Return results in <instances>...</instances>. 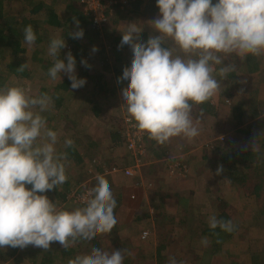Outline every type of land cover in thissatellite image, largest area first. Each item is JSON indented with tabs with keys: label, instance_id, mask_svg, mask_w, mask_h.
Here are the masks:
<instances>
[{
	"label": "clouds",
	"instance_id": "clouds-1",
	"mask_svg": "<svg viewBox=\"0 0 264 264\" xmlns=\"http://www.w3.org/2000/svg\"><path fill=\"white\" fill-rule=\"evenodd\" d=\"M155 3L159 16L150 23L158 35L137 41L134 38L142 28L136 23L127 24L121 33V47L129 49L130 63L119 78L124 86L120 107L136 128L164 144L172 137L199 135L192 107L219 89L220 82L212 75L215 66L223 65L221 73L232 67L224 64V57L264 55V0ZM23 32L25 43L34 44L33 26H25ZM70 35L82 38L83 30ZM166 40L172 46H166ZM65 46L63 36L50 39L47 53L52 64L47 74L52 80H61L63 73L72 89L83 87L86 79L76 76L71 51L66 53V62L59 58ZM92 50L97 49L93 46ZM52 104L46 93L34 96L19 84L0 86V248L31 244L47 250L51 242H59L67 249L78 240L92 241L99 234L110 233L117 223V200L102 175L81 195L82 207H59L44 194L68 179L67 154L57 151L58 133L47 126L42 115ZM63 143L73 145L68 138ZM221 171L218 168L217 174ZM208 224L211 229L219 226L232 231L231 221L215 215ZM124 259L123 249L109 252L93 247L87 255L69 259L68 264H123ZM170 264H177L175 258H170Z\"/></svg>",
	"mask_w": 264,
	"mask_h": 264
},
{
	"label": "rangeland",
	"instance_id": "rangeland-1",
	"mask_svg": "<svg viewBox=\"0 0 264 264\" xmlns=\"http://www.w3.org/2000/svg\"><path fill=\"white\" fill-rule=\"evenodd\" d=\"M27 3L28 0H6L4 8L10 14L22 16L24 13L27 14ZM66 3L65 0H58L56 4V9L59 11L58 13L62 18L68 14ZM117 8L113 10L114 16L112 15L111 20L109 21L113 26L123 24L119 23L121 21H125V24L136 23L142 28L138 36L146 38L147 40L150 36L158 35V33L152 29L150 23V21L158 18V9L156 11L152 9L151 6H148L146 8L147 11L145 10V13L141 16L138 15V18L133 16V18L125 19L123 15L124 13L116 11ZM138 20L140 22H138ZM65 26L66 27H63L62 29L57 28L51 30V33L48 35L49 39L38 40L36 45L29 46L26 43H23V46L26 49L25 55L18 53V56L24 58L31 69L32 74L30 78H16L12 73H9L8 63L12 61L14 55L6 47L0 52V75H3L6 78L4 80L6 86L19 84L29 90L30 94H37L41 85H47L49 86L48 88H51L54 84V80L49 76L47 77L48 80L46 79V73L42 67L46 61L43 63L42 58L52 61V58L47 53L48 44L51 38L59 35L64 37L66 46L70 41L73 43L77 42V44H80L81 42L90 44V50L86 52L82 50L80 53V56L83 55L80 59L82 58L84 61H86L88 57L91 59V62L88 65L90 68L81 67L78 64L80 59H75L77 61L75 65V74L78 75L76 71H79L81 72L79 78L82 77L86 79V76L88 78V75L90 74H99L98 70L101 69L100 71L104 72L106 75L105 77H107L105 80L108 81V87L113 90V93H109V97L100 94L95 98L96 94L93 96V91L90 90L87 80L85 85L81 87L82 91H78L80 88H71L68 93L66 92V94H63L65 100L63 99L64 102L62 103L61 113L65 118L58 117L55 119V122H53L54 124L49 126V128L58 133L57 151L62 149L64 146L63 141L68 138L73 141L75 149L77 148L78 151L83 154V160L81 162H76L74 160L73 162H69L66 157L65 166L68 177L67 187L70 190L69 196L74 195L78 197V195L80 196L81 190L83 191V189L87 190L89 187H93L96 183L98 174L102 175L105 180H109L111 174L116 175L117 173L114 178L118 179L116 181L114 180V184L109 185L117 200V207L115 209L117 223L110 233L97 235L95 237L96 239L91 241V243L90 241L79 240L78 253L81 252L83 255H87L93 247L102 248L109 252H111L112 249L124 250L126 248L125 243L127 237L125 223L128 219V215L133 213V215L136 214V216H140L141 219L136 220L132 217V220L134 219V221L130 223V227L128 228L133 231L130 241L139 244L124 251L127 257H125L123 264H170V258H175L177 264H183V262L184 264H199L200 260L195 259L190 261V255L192 254L195 256L200 255L204 262L203 264H246L248 249L255 250L259 247L262 248L264 245V195L262 194V192H264V187L257 190V193L261 194L259 197L254 192L253 187L254 184L264 176V171L259 169L256 170L257 175L250 179L251 181L249 182L251 183L248 182V188L242 186L237 187L241 184L237 186L234 185L235 187L231 186L232 184L227 183L224 178H222V183L219 182L220 179H217V176L222 175L221 172L217 174V168L216 170H213L211 169L213 168V165L210 164L207 167L206 164L200 163L198 159L196 160L197 162L195 161L193 163V165L197 164L198 170L193 172L194 174H189L190 165L188 162L187 164L186 162H182V160H184V158H182L184 152L181 149L182 144H180V141L178 140H174L173 142L170 141V147L174 145V147L177 148V154L174 153L172 156L167 155L166 157H163V161L159 163L160 165L158 169L161 170L159 175H161L163 179L160 182L162 185L161 193H165V195L162 194L159 198L158 192H156V190L154 191L155 185L159 184V179H156L154 173L156 172V168L154 164L145 160L146 155L144 151V143L147 144V142H149V136L134 125L127 124L126 119L128 118L123 111V108L120 107V94L124 91V86L119 83L118 77L114 74V66L109 70L103 68L105 65L104 61H108V63L111 61L110 63H113L116 61V55L122 61L127 57H130L129 49L125 52L124 47L118 46L112 38L113 34L104 29L105 25L101 27L102 29L98 30L97 35H94L91 31H88L86 34L83 32V37L78 39L73 38L72 35H70V33L79 30L78 24L72 26L66 24ZM123 29L126 30V27ZM123 29H120V31L123 32ZM104 33H109L107 34L108 37H106V35L102 36ZM142 38L136 39L139 42H143ZM93 46L96 47V51L92 50ZM166 46H172V42L166 40ZM65 47L60 50V54L63 53ZM36 49L38 51L37 56L33 53V50L36 51ZM177 54L182 55L183 53H180L179 50H177ZM34 60H38V62H35ZM238 60L239 58L235 54H231L224 57V64L232 65ZM82 65H85V63ZM115 65L120 66L121 64L119 65V62H117ZM219 66L220 68L223 67V65ZM220 68L212 73L219 82L221 81L219 89L213 97L211 96L212 99L217 97L220 90L223 91V83L228 81L223 76L224 73L219 71ZM82 72L84 74H82ZM64 75L65 74L62 73L61 78ZM58 80L59 78L55 81ZM223 95L224 94L222 93L220 96ZM223 98H225L223 100L225 104H222V106L226 107V104L231 102L229 101V98ZM95 103L99 105L100 111L98 115L93 117L91 115V108ZM193 110L195 111L197 108L195 107ZM221 110L222 114L223 109ZM226 112L227 115H230L228 109H226ZM224 114L226 117V113ZM73 120H75V123ZM120 123H122V127L125 128L121 131V135H123L125 139L124 142L118 141L117 144H114L111 142L113 136L109 135L107 129ZM126 130L130 134V137H133L132 134L134 132L141 137L140 141H138V144L143 149L140 157L137 155L138 153L134 154L130 150L128 146L129 142H127L129 137L125 135ZM214 132L219 139H224L225 134H222L223 132L220 131V128L215 129ZM187 140L188 138H185L183 142H187ZM198 142H202L204 144L203 147L210 145H207L206 141ZM211 143H213V141H211ZM135 145H137V142H135ZM197 145L198 143L195 147ZM158 149L155 151L159 152L160 147ZM208 158L209 157H207L206 160ZM112 166L115 167L111 169ZM125 167L133 168V174L124 175L121 170ZM120 173H122L121 176ZM152 173H154V177L152 176ZM120 177H122L123 180ZM107 180L106 182L110 183V180ZM217 193L229 204L228 209L235 217L231 220V223L238 226V232L227 239L221 248L217 250L215 255H203L205 249L209 250L210 243H202L204 239H197V242H195L190 236L184 234V225L181 223V219L184 218L186 213H184L185 210L176 203L175 198L176 200L181 198L178 202L187 198L189 200L188 203H190L188 204L190 205L189 208H193L194 214L200 217V220L208 221L209 217L213 216L215 212L213 204L214 201L218 200ZM145 198L148 199L147 204L145 203ZM150 198H154L155 202L157 201V206L160 202L158 212L155 211V214L148 206ZM64 205L65 208L67 207L70 210L77 207L76 202L74 201L71 203L68 202ZM177 208L178 211L175 210ZM146 210L148 212L150 211L152 215L145 217ZM120 215L121 217L125 216L126 221L124 218H121ZM179 218L180 222H178ZM144 231L148 233L147 237H142ZM167 236L169 239H171V237H173V239L172 243L169 244L170 247L165 250L159 245V243H164L167 240ZM188 241L194 242L196 247L193 246V248H191L190 245H187ZM140 242H143L145 246ZM34 247H32L31 244L23 248L18 247L21 252H19V254L17 253V258L11 259L12 257H10L5 260L1 258V264H35L39 251L34 249ZM158 247H160V251H157ZM157 252H159V255ZM53 264L63 263L59 258H56Z\"/></svg>",
	"mask_w": 264,
	"mask_h": 264
},
{
	"label": "trees",
	"instance_id": "trees-1",
	"mask_svg": "<svg viewBox=\"0 0 264 264\" xmlns=\"http://www.w3.org/2000/svg\"><path fill=\"white\" fill-rule=\"evenodd\" d=\"M27 1V0H25ZM54 0H28V3L26 5L27 14H23L22 16H15L14 14H10L4 7V3H6V0H0V52L1 50L6 47L10 50L11 53H13L14 57L11 62L8 63L9 73H12L14 77L16 78H24L28 79L31 77V69L29 68L28 64L26 63V60L24 58H21L18 56V53L25 55V47L23 46L24 41V32L23 29L27 25H32L33 29L36 33L37 39L32 45H36L38 40L46 39L48 38V35L51 33V30L57 29V28H63L66 27L65 25L69 24L77 25L79 26V29H82L83 32L86 34L88 31L95 32L94 34H98V30L102 28H96L92 25L91 19L84 14V12L79 7V0H65L67 2L66 9L68 11V14L62 18L61 15L58 13L56 7H54L53 3ZM72 1V3H71ZM71 4V5H70ZM29 5V6H28ZM148 6H151L152 9L157 11L155 0H126L125 3H117L114 4L112 7V13L111 16L114 13V9L117 8L116 11H121L124 14V18H127L129 16H132V14H139L141 16L145 13V10ZM120 7V8H119ZM147 11V10H146ZM114 16V15H113ZM113 20V19H112ZM108 21V23H109ZM114 21V20H113ZM108 25L105 24V27ZM96 31H95V30ZM107 30V28L105 29ZM49 39V38H48ZM73 40V39H72ZM74 41V40H73ZM115 43L121 47V37L116 36L114 39ZM75 42V41H74ZM114 46V45H113ZM35 50V49H34ZM33 50V53L37 56V49L36 51ZM84 50V52L90 50L88 43H80L77 44L70 41V43L63 49V53L59 54V58L66 60V53L71 51L72 55L75 59L79 60L81 56V51ZM116 61L113 63H108V61H104L105 65L103 68H106L107 70L113 68L114 74L118 77V79L121 76V73L128 67L130 63V57H127L123 61L118 58L116 55L115 58ZM35 62H38V60H34ZM46 61V62H45ZM82 58L80 61H78V64L81 67H87L90 68L89 63L91 62V59H86L85 65H82L84 63H81ZM84 61V60H83ZM42 62L44 65H42L45 73H46V79L48 77L47 70L52 64V61L46 58H42ZM77 62V61H76ZM117 62H119V65H115ZM264 65V55L261 56H252L249 55L244 59H240L236 61L234 64L230 65L232 66L231 69L227 72H224V77L228 80V85L224 88L223 94L234 96L232 93V90L235 89V87L241 88L242 85L247 86L249 84V80H252V76L250 75L251 72H256L257 74H261V66ZM109 66V67H108ZM220 68L219 65L215 66L216 72ZM23 69V70H21ZM82 74H84L82 72ZM264 76L263 74H261ZM261 77V76H260ZM252 78V79H251ZM6 78L3 75H0V86H6L4 83V80ZM48 80V79H47ZM87 83L91 85V90L93 93L100 95L102 94L105 97H109V93H113V90H111L108 86V81L105 80L101 74H90L88 75V78L86 76ZM47 85H41L39 87V92L37 94H31L34 96H38L40 94H47L52 98L53 104L50 107L49 110L45 111L43 113V116L46 117L47 120V126H52L55 122V119L58 117H64L65 116L61 113L62 103L64 102V95L66 92L70 91L71 89V81L68 79L67 75H64L61 80L55 81L51 88H48ZM81 88V87H80ZM85 93V92H84ZM250 103L247 107H244L243 104L239 105L237 104L232 109L233 112V118L236 119L237 123H240L241 120L244 119H252L254 115L257 114L255 111L256 101L257 97L256 95L253 97L251 95ZM65 100V99H64ZM230 101V100H229ZM226 102V101H225ZM200 108H197L198 111H207L210 112L213 110L215 104L211 101H205L201 103ZM100 107L96 103L93 104L91 108V115L95 117L99 114ZM99 117V116H98ZM259 119V118H258ZM257 119V120H258ZM98 120V119H96ZM256 120V121H257ZM255 125L259 127V130H263L258 135L260 138L257 140L259 141L260 149L258 151L253 150H243L233 147V140H228L226 137L224 139H217L215 140L211 146L214 149V155L212 156V159L214 161H211L216 168L218 165L222 169L221 172L222 175H218L217 179H220V181H223L222 178L225 179V181L229 184H232L231 186L238 184L240 186L237 187H249V181L253 177H255L256 168H259V170L264 171V163L256 167L249 166V162L254 161L256 157L260 160L263 159L264 155V122H258ZM72 122V121H70ZM75 123V120H73ZM123 124H117L111 127H109L108 133L109 135H112L113 138H111V142L114 144H117L118 141H123L125 137L121 135V131H123L125 128L122 127ZM123 129V130H122ZM239 129V128H238ZM237 133H241L244 136H247L250 132L247 128H240L236 131ZM122 137V138H121ZM111 144V143H110ZM59 152H65L67 154V159L69 162H81L83 160V154L82 152H79L78 149H75V145L73 144L71 147H65L63 146L61 150H58ZM220 154V155H218ZM209 159H211L209 157ZM66 161V160H65ZM210 165V164H209ZM262 166V167H261ZM215 170V169H213ZM255 171V172H254ZM219 181V182H220ZM249 182V183H248ZM218 183V181H217ZM222 183V182H221ZM26 187H30V185H26ZM254 192L259 197L261 194L257 193V190L264 187V176L261 177L257 183L254 184ZM91 188V187H89ZM215 188V185H214ZM217 189V187H216ZM81 190V189H80ZM69 188L67 187V181L57 186V189H53L51 191H47L45 194L48 196V198L52 201H54L59 207H62L64 204H67L68 202L71 203L72 201L76 202L77 207H82V203L77 200L76 196L72 195L69 196ZM82 192V190L80 191ZM220 194V193H219ZM264 195V192H262ZM218 200L214 201V215L221 220L224 221H231L233 220L234 214L229 211V204L217 193ZM178 198L175 201L182 209H184V218L181 219V223L184 225L183 231H185L184 234L187 236H190L195 242H197V239L200 240H206L208 243H210L209 250L205 249L203 251V255H210L213 256L217 252L219 248L223 245L224 242H226L227 239H229L231 236H233L236 232H238V226L233 225L232 223V231H224L219 226L215 229H211L209 227L207 220H200L201 218L196 216L193 212V208H189L190 203H188V199H182V201ZM185 201V202H184ZM183 202V203H182ZM160 202L158 203V206L156 204H153L154 212H158ZM65 206V205H64ZM63 206V208H65ZM66 209L70 210L66 207ZM178 211V208L175 209ZM264 210V208H263ZM115 211V210H114ZM116 213V211H115ZM116 215V214H115ZM179 215V214H177ZM176 215V216H177ZM180 222V218L178 220ZM109 236V235H108ZM96 239V238H95ZM173 237L169 239L167 236V240L164 243H159L160 246H162L163 249H167L169 244L172 243ZM94 240V239H93ZM92 240V241H93ZM84 241V240H81ZM79 240L72 246L68 247L67 249L63 248L59 242H51L50 247L47 250H44L40 247H34V249H37L39 251V255L37 257V261H35V264H53L56 258H59L63 264H68V260L71 258H74L77 255H83V253H78L79 251ZM91 243V241H90ZM194 242L188 241L187 245H190L191 248L196 247ZM126 247V245H125ZM130 247H126L124 251L128 250ZM122 250V249H120ZM160 247L157 248V251H160ZM21 252L19 251L18 247H11V246H4L3 248H0V259H16L17 255ZM18 253V254H17ZM159 255V252H157ZM124 256L125 255L124 252ZM190 261L191 260H200L199 264H203L202 257L200 255H190ZM246 264H264V245L263 247H259L258 249H248V254L246 256ZM33 263V262H32ZM1 264V261H0ZM34 264V263H33ZM184 264V262H183ZM198 264V263H197Z\"/></svg>",
	"mask_w": 264,
	"mask_h": 264
},
{
	"label": "crops",
	"instance_id": "crops-1",
	"mask_svg": "<svg viewBox=\"0 0 264 264\" xmlns=\"http://www.w3.org/2000/svg\"><path fill=\"white\" fill-rule=\"evenodd\" d=\"M44 1H46V0H44ZM57 2H58V0L53 1V3H55V4H53L54 7H56ZM66 5H67V3H66ZM138 15L139 14H132V16H129L128 18H125V19L133 18V16H136V18H138ZM138 22H140V21L138 20ZM119 23H123V24H121V25L117 24L116 26H113V24L109 22V24H107L108 26L105 27V29L107 28L106 31H110V33L113 34V37H112L113 40L115 39L116 36H120L122 38L121 33L125 32V30L123 28H125L127 24H125V21H121ZM120 29H123L124 31L121 32ZM107 34H109V33H104L102 36L106 35V37H108ZM94 35H96V34H94ZM136 38L140 39L142 37L137 35L134 39H136ZM142 40H143V42H145L146 38H142ZM124 50L126 52L128 50V48L124 47ZM193 56H195V55H193ZM260 69L262 72L261 74L264 75V65L261 66ZM100 70L101 69L98 70V73L101 74V76L104 79H107V77H105L106 76L105 73L100 71ZM76 72L78 73V75H76V76L79 78L81 72H79V71H76ZM261 74H257L256 72H251L250 75L252 76L253 79L251 78L252 80H249V84L247 86L242 85L241 88L235 87V89L232 90V93L234 94L233 98H232V96H230V94L229 95L224 94L223 96H220L223 93V92H221L222 90H220L217 97H215L213 99H212V97L214 95L212 97H210L207 101H211L215 104L213 110L210 112L198 111V109L194 111L193 109H195V107L200 108L199 105L201 103L200 104H193L191 114H192L193 122L199 127V130H200L198 136L191 138V139L188 138L187 142H183V140L185 139V137H183V136L172 137L166 143H164V145L158 144L155 140L148 138L149 142H147V144L144 143V145H145L144 151H145V155H146L145 160L149 161V163H151V164H154V166L156 168L155 169L156 172H154V173L156 175V179L157 178L159 179V184L155 185L154 191L156 190V192H158L159 198L162 194L165 195V193H161L162 185L160 184V182L163 179H162L161 175H159V173L161 171L158 169V167L160 165L159 163L163 161V157H166L167 155L172 156V155H174V153L177 154V148L174 147V145L170 147V141L173 142L174 140H178V141H180L179 143L182 144L181 149L184 151L183 155H182L183 156L182 158H184V160H182V162H186V164L188 162V164L190 165L189 174L190 173L194 174L193 172L198 170L197 164L193 165V163L197 159L200 161V163L206 164L207 167L209 164L213 165L212 163H210L211 161H214L212 159V156L214 155V149L211 146V144H212L211 141L214 142L215 140L219 139V137H217L216 133L214 132L215 129L220 128V131L223 132L222 134L223 135L225 134L224 137H226L228 140H230V139L233 140V147L234 148H238V149L240 148L243 150H253V151H258L260 149V145H259L260 142L257 140L260 138L258 135L263 130L260 131L259 127L256 126L254 123L258 118L259 119L256 121V123H258L260 121L264 122V76H262ZM228 83H229L228 81L223 83L224 84L223 91H224V88L228 85ZM88 85H89L90 90H91V85L90 84H88ZM78 91H82V88H80ZM94 94L95 93H93V96H94ZM251 95H253V97L256 95V97L258 98L256 103H255L256 106L254 108L255 111L257 112V114L254 115V117L252 119H244L243 118V120H241L240 123H237L236 119L233 118V112H232L231 108H233L237 104H239V105L243 104L244 107H247L250 103V99H252ZM97 96H99V95L96 94L95 98ZM223 97L229 98V100L231 102V103L226 104L227 105L226 107H228V108L222 106V104H225L223 101L225 98H223ZM220 108L223 109L222 114H221L222 110ZM226 109H228V113L230 115H227ZM224 113H226V117H225ZM238 128L239 129L240 128H247L250 133L247 136H244L243 134L236 132L237 130H239ZM146 135H148V134L146 133ZM144 139H145V137H144ZM198 141H206L207 145L208 144H210V145L203 147L204 144L202 142H198ZM208 142H210V143H208ZM197 143H198L197 146H200V147H197V146L195 147V145ZM159 147H160V151L156 152L155 150L158 149ZM218 155H220V154H218ZM175 156H177V155H175ZM207 157H210L211 159L208 158L209 160L208 159L206 160ZM262 158L263 159L260 158V160H259L258 157H256L254 161L249 162V166L256 167L257 164H259L258 166H260L261 164L264 163V155ZM191 165H192V167H191ZM154 166H153V168H154ZM218 168H220L219 165H218L217 169ZM211 169L216 170V166L213 165V168H211ZM257 169H259V168H256L255 171ZM154 173H152L153 177H154ZM222 173L223 172H221V174ZM116 175H117V173H116ZM116 175L115 174L110 175V179H109L110 183H108L109 185L114 184V180L116 181L118 179V178H116V179L114 178V176H116ZM121 175H122V173H120V176ZM120 178L123 180L122 177H120ZM109 180H107V181H109ZM220 182H223V181H220ZM235 185H238V184H235ZM115 199H116V196H115ZM154 200H155L154 198H150L148 206L152 209L153 213L155 214L154 209H153V204L157 205V203H156L157 201L155 202ZM147 202H148V199L145 198V203L147 204ZM145 213H146L145 217L152 215V213H150V211L148 212L147 210ZM132 215H133V213L131 215H128L127 221L125 220V216L121 217V215H120V217L124 218V220L126 221L125 227H126V231H127V237H126L125 245H126V247L128 246L130 248H132L134 245H137L139 243L136 244V243H133L132 241H130V239L132 238L133 231L129 230L128 228L130 227V223H132V221H134V219H136V220L141 219L140 216H138V215L136 216V214H134L135 216L134 215L132 216ZM115 217H116V215H115ZM132 217L134 218L133 220H132ZM140 243H142L144 245L143 242H140Z\"/></svg>",
	"mask_w": 264,
	"mask_h": 264
},
{
	"label": "built area",
	"instance_id": "built-area-1",
	"mask_svg": "<svg viewBox=\"0 0 264 264\" xmlns=\"http://www.w3.org/2000/svg\"><path fill=\"white\" fill-rule=\"evenodd\" d=\"M126 0H79V7L80 9L84 12L85 15H87L92 22V25L96 28H101L105 24L108 23L110 19V15L112 13V7L114 4L117 3H125ZM127 124L134 125L132 121L129 119H126ZM131 127L130 125H128ZM125 135L129 137L127 139V142H129V148L132 151V153H138L137 155L140 157L141 153L143 152V149L140 147L138 144V141H140L141 137L137 133H133L132 136L130 137V134L126 130ZM135 142H137V145H135ZM133 166V165H131ZM112 166L111 169H113ZM124 175H132L133 174V168L131 167H125L124 169L121 170ZM109 172V171H108ZM86 190H83L80 192V196L78 195L77 200L81 202L80 197L82 194H84ZM146 231L142 233V237L144 236L143 234Z\"/></svg>",
	"mask_w": 264,
	"mask_h": 264
}]
</instances>
